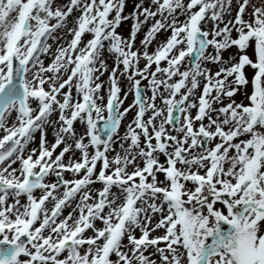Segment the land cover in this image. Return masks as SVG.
<instances>
[{
  "label": "snow or ice",
  "instance_id": "1",
  "mask_svg": "<svg viewBox=\"0 0 264 264\" xmlns=\"http://www.w3.org/2000/svg\"><path fill=\"white\" fill-rule=\"evenodd\" d=\"M127 4L0 0V264H264V0Z\"/></svg>",
  "mask_w": 264,
  "mask_h": 264
},
{
  "label": "bare ground",
  "instance_id": "2",
  "mask_svg": "<svg viewBox=\"0 0 264 264\" xmlns=\"http://www.w3.org/2000/svg\"><path fill=\"white\" fill-rule=\"evenodd\" d=\"M131 9H132V0H131V2H130V4H128V7H127V9H126V12H128V11H131ZM69 19H71V18H69ZM127 24L125 25V28H127ZM140 36V35H139ZM158 38H163L162 36H160L159 34H158ZM238 97V96H237ZM129 100H130V97H129ZM129 101H126L125 103H128ZM130 117H131V114L126 118V120L127 119H130ZM78 127V129H79V126H77ZM121 131H123V128H121ZM49 139H51V135L49 136ZM67 175V174H66ZM162 178V177H161ZM67 210L68 209H65V214L67 213Z\"/></svg>",
  "mask_w": 264,
  "mask_h": 264
},
{
  "label": "rangeland",
  "instance_id": "3",
  "mask_svg": "<svg viewBox=\"0 0 264 264\" xmlns=\"http://www.w3.org/2000/svg\"><path fill=\"white\" fill-rule=\"evenodd\" d=\"M130 2H131V0H128V4H130ZM128 4H127V6H126V9H127V7H128ZM126 9H125V11H126ZM234 14V13H233ZM139 38H140V36L138 35V40H139ZM227 55V54H226ZM242 97L241 96H239L238 95V97H237V99L239 100V99H241ZM97 186H99V185H97ZM68 211V210H67Z\"/></svg>",
  "mask_w": 264,
  "mask_h": 264
}]
</instances>
